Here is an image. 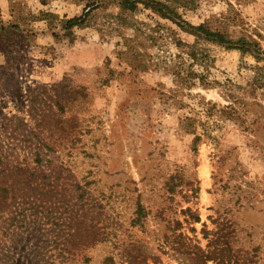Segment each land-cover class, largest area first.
I'll return each instance as SVG.
<instances>
[{"label": "rangeland", "instance_id": "obj_1", "mask_svg": "<svg viewBox=\"0 0 264 264\" xmlns=\"http://www.w3.org/2000/svg\"><path fill=\"white\" fill-rule=\"evenodd\" d=\"M158 1L0 0V264H264V114L221 113L264 62L177 24L264 48V0Z\"/></svg>", "mask_w": 264, "mask_h": 264}, {"label": "trees", "instance_id": "obj_2", "mask_svg": "<svg viewBox=\"0 0 264 264\" xmlns=\"http://www.w3.org/2000/svg\"><path fill=\"white\" fill-rule=\"evenodd\" d=\"M118 2L119 6L126 11H136L140 5H143L146 9L154 11L156 14L164 19H172V21L179 20V16L175 13L174 9L170 7L168 1L160 2L158 0H114ZM177 4L183 7L186 6L185 0H176ZM170 2V0H169ZM85 19H74L69 24L70 28L80 25ZM177 24L185 31H189V34L195 38L204 40L206 42L222 46L228 50H235L242 55H250L254 57L257 63L264 62V48L260 43L253 39L241 38L239 40H232L227 34L214 30L212 31L207 25L201 24L199 26H192L187 24L183 20L177 22ZM190 57L198 61L199 57L191 52ZM198 82H193L192 85L200 84L207 85L204 75L198 76ZM261 93V95H260ZM264 98V66H257L255 68V76L251 83L246 88H243V95L234 99L230 105L223 108L221 111L228 120L241 122L242 125H246L248 121V115L250 110H256L259 114H264V105L259 101H256V97ZM248 98H253L254 101L249 103ZM257 122V121H256Z\"/></svg>", "mask_w": 264, "mask_h": 264}]
</instances>
